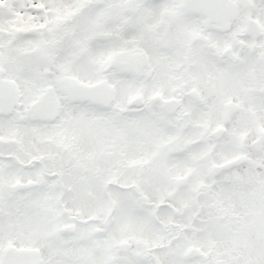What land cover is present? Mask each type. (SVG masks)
<instances>
[{
    "label": "snow or ice",
    "instance_id": "snow-or-ice-1",
    "mask_svg": "<svg viewBox=\"0 0 264 264\" xmlns=\"http://www.w3.org/2000/svg\"><path fill=\"white\" fill-rule=\"evenodd\" d=\"M0 264H264V0H0Z\"/></svg>",
    "mask_w": 264,
    "mask_h": 264
}]
</instances>
